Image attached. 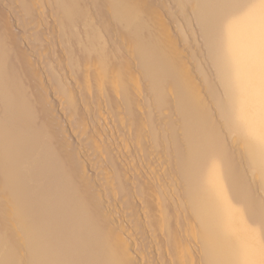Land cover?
<instances>
[{
    "label": "bare ground",
    "instance_id": "6f19581e",
    "mask_svg": "<svg viewBox=\"0 0 264 264\" xmlns=\"http://www.w3.org/2000/svg\"><path fill=\"white\" fill-rule=\"evenodd\" d=\"M19 1L24 8L36 5ZM52 1L56 26L51 33L65 54L57 61L58 69L70 76L69 82L54 75L47 84L36 79L32 88H24L25 80L15 69L20 62L17 40L9 25L0 22V264H264V18L253 14V6L236 7V0H203L206 34L228 38L243 22L258 23L242 37L247 40L236 39L219 53L212 54L217 47L208 44L207 59L215 64L218 79L210 84L205 72L198 71L206 84L203 97L188 51L178 48L167 31L151 30L147 35L156 36L143 39L138 23L132 42L103 45L104 36L83 23L93 12L88 14L81 0ZM133 1L103 4L105 18L119 23L116 32L148 13V6L134 8ZM255 6L264 11V0ZM221 13L228 15L219 19ZM69 88L79 96L73 98L72 92L69 98ZM45 89L53 90L56 100L62 98L63 107L71 110L68 118L76 122L92 127L95 119H86V114L103 107L117 122L113 137L78 126L73 129L80 135L77 142L94 147L106 139L112 146L122 138L129 141L124 148L136 152L125 170L116 168L118 161L114 166L106 153L109 159L93 167L98 179L100 174L109 178L112 193L107 202L116 190L125 192L119 198L129 211L119 218L117 229L103 205L91 197L83 199L92 183L77 177L67 166L69 159L67 165L62 161L73 159L66 151L71 143L64 149L56 139L60 126H45L37 121L43 120L44 111L35 114L30 108L33 102H48L38 97ZM164 111L176 115L177 123L162 116ZM134 116L135 122L127 121ZM142 174L145 181L133 183L134 191L128 194V182L120 181ZM118 180L121 188L114 187ZM140 212L147 221L136 222ZM136 225L141 227L137 233L113 235ZM157 245L166 251L154 255Z\"/></svg>",
    "mask_w": 264,
    "mask_h": 264
},
{
    "label": "rangeland",
    "instance_id": "374dc122",
    "mask_svg": "<svg viewBox=\"0 0 264 264\" xmlns=\"http://www.w3.org/2000/svg\"><path fill=\"white\" fill-rule=\"evenodd\" d=\"M31 1H32V3H35L37 6L35 5V7L24 8L21 5L19 0H0V22L3 24L7 23L9 25V29L12 30L11 33L13 34V36L17 40V46H18L17 48L20 49L19 50L20 55H21V56L19 55L20 62L17 63V65L15 66V69H16L18 76H20L22 79L24 78V80H25V82L23 81V83H25L26 85L23 84L25 86V87L24 86L23 87L24 88H32L33 87L32 82H33V80L36 81V79L40 80L41 83L47 84L46 79H48V78L51 79V77H54V75L57 76L59 79H62L63 81L69 82L70 79L68 80V78H70V76L66 72H60L58 69L59 66L57 64L58 63L57 61H59L60 59L62 61L64 59L65 54L63 55V53L59 50L60 45L63 47V44H61V43L58 44L59 42L56 39H54L53 35H52V33H53L52 31L54 30L53 27L56 26V21H55L56 16L54 15L55 14L54 1L50 0L49 2H47L48 0H45L44 4H43V0H38V2H37V0H30V2ZM81 1H82L81 7L83 9H85L88 14H90V12H93L90 19L87 20L86 22H83V23L87 24V22H89L91 25L94 26V30L96 29L95 32L101 33V35L104 36L103 39L100 40L101 44H103V45L107 44L108 42H111L112 44H118L119 42L123 41L124 39L132 42L133 39L135 38L133 33H132L133 25L135 26V24H138V23L142 27L141 33H142L143 39H148L147 37L151 38V36L152 37L156 36V34L148 36L149 35L148 31L152 30L151 31L152 33L154 31L155 32L167 31L168 34L176 40L178 48H180V49L186 48V50L188 51V53H189L188 57L191 58L190 61L192 63V66L195 68L192 71L194 73L193 74L194 81L200 87V91H201V94L203 97H206V84L204 82H202L201 79L199 78L198 71L200 70L201 72L202 71L205 72V74L207 76L206 79L208 80V82L210 84H212V83L216 84V81L218 79V76L216 75L217 73H216L215 64L212 61H210L209 59H207L209 54H210L208 52L209 50L207 48L208 44L217 47L216 48L217 51L213 52L212 54L219 53L220 50H226L227 48H229L235 41H237L236 39L247 40V39H244L242 37L245 36V33L247 31H250L253 28L255 30L256 26L258 25V23H255V21H253V22H247L246 21V23L243 22V24L241 26H238L237 30H235L233 33L229 34L228 38H216V36H214V35L206 34V28L203 26V20H202V16H203L202 8H203V4H204L203 0H134L133 1L134 5L131 4L132 7L134 6V8H138V7L148 6L149 11H148V13H140L139 19L137 21H133L129 28H127L126 30H122V32L120 31L118 33V31L117 32L115 31V28L119 27V23L115 19H106L105 18V13L103 11V4L105 3L106 0H81ZM232 1H235V0H232ZM256 1L257 0H239L240 3L237 4V0H236V7L241 6L242 3L247 4L249 7L253 6V8H254L253 14H256L260 18H262V17L264 18L263 9H260V8L256 9V6H255ZM135 5H136V7H135ZM140 5H142V6H140ZM150 7H151V9H150ZM148 14H149V16H148ZM227 15H228L227 13L226 14L221 13L218 15V17H219V19H224L227 17ZM26 18H30L29 21H26L25 20ZM40 22H42V23H40ZM43 23H45V27H44ZM20 24H25V27L19 28ZM41 24H43V25H41ZM201 26H203V27H201ZM48 27L50 28L49 30L47 29ZM51 29H52V31H51ZM35 31H36V33H34ZM37 32H38V34H40L39 36H37ZM49 33H50V35H49ZM128 34H129V36H128ZM157 34H159V33H157ZM21 40H24V41H21ZM25 40H27V41H25ZM34 40H35V42H34ZM131 59H133V58H129L128 61H130ZM127 63H129V62H127ZM59 65H62V64L59 63ZM198 65H201L202 67L198 66ZM197 66H198V69H197ZM199 67H200V69H199ZM33 73H35L36 78L34 77V79L31 80L30 78H33V76H34ZM35 81H34V83H35ZM28 85L30 87H28ZM57 87L60 88V86H57ZM57 87L54 88V91L57 89ZM68 90H69V94H70V95L68 94L69 98H71L72 92L74 93V94H72V97L74 95L76 97L79 96L77 90H75V89L72 90V88H69ZM54 91L51 89H45L41 92L40 96H38L40 100L42 98H43V100H45V99L48 100V102L45 105L44 104L43 105H40V104L37 105L36 102L35 103L33 102V104H31L33 106L32 107H31V105H29V106H30V108H32V110H34L33 113H35V114L39 113V110L44 111V114L42 116L43 120H40V118L38 117L39 120H37V121H43L44 122L43 124L45 126H54V125L60 126L61 129H58L55 132L56 139H57V141H59V143H62L64 145L63 146L64 149L68 148V147L65 148V144H67V142L71 143L72 146L69 145L70 146L69 149L70 148L71 149L69 151L67 149L66 151L68 153L71 152L69 154H71V158L73 159L70 161V157H67L66 159H64L62 161L65 162L66 165L70 163L67 166H71V170L74 173H76V175L78 174L77 177H80V178L84 177L83 179H88L89 181L91 180L90 184L92 183V185H90V189H89L90 191H88L90 193H88V192L85 193L87 198H84L85 195H83L82 197L84 200L85 199L89 200L90 198H88V197H91L90 200L97 201L99 203V205H101V206L103 205L102 206L104 209L103 213H104V215L106 214L105 216H111L110 222H113V227H114L113 230H115L116 226L118 225L117 223H119V224L121 223L122 216L126 215L127 212L129 211V209L126 210L125 202L122 200V197L120 196L121 198H119V194H124L125 192L122 193V191H121V193H119V192L116 193V191H117L116 190L115 193H113L114 195L111 196L114 198L107 202V199H108L107 197H109L107 195H109V192L112 193L111 192L112 189L109 186L110 181L108 182L109 178H105V177H103L102 174H100L99 177L100 178L103 177L104 179H102V178L98 179L96 177V170L93 171V169L97 165H102L103 160H105L106 158L109 159L108 157L111 156L110 160H112L111 162H114V166L117 164L116 161H118V165H116L115 167L116 168L121 167L120 169L125 170L126 167H129V164L127 165V163H131L129 161L132 159L131 156H134L133 157V159H134L137 154L134 150L130 151V149H131L130 147L124 148V146L127 147V144H129L128 143L129 141H127L126 139L121 140L122 138L119 140L121 143L115 141L114 144H112V146L108 145L106 139H102L100 142H97L98 146L94 145V147L92 144H90L91 146L88 147L89 144H81V143L77 142L76 138H79L80 135L77 133V131L73 130L76 127H78V126L85 127V131L90 130V132L89 131L88 132L91 134L96 133L95 135H97V133H98V135L101 134L100 136L106 137L108 135V136L113 137L117 122L112 120V117L110 118V116L107 113L108 111L106 110L105 107H103L104 110L102 109L101 111L96 112V114H91V115L86 114L87 115V116H85L86 119H87V117L89 119H92V118L95 119V120H93L95 122H93L92 127H91V124L83 123L82 122L83 120H78L76 122V120L74 121L71 117L68 118L69 116H67L68 115L67 113H68V111H71V110H68L67 107L66 108L63 107V105L61 104L62 98L56 100V98L53 96ZM222 92H223V90H222ZM142 94H144L145 98L149 97V94H148V91L146 88L142 89ZM75 96L73 98H76ZM137 103H138L137 105H141V102H137ZM36 105H37V107L38 106L39 107L36 108ZM43 106L44 107L47 106V107L44 108ZM63 109H65V110H63ZM32 110H31V112H32ZM141 113H143V111L142 112L140 111V113H138L137 116L138 115L140 116ZM162 113H163L162 116H164V115L170 116L171 117V118L169 117L170 120H175V123H177L178 117L176 115L170 114L172 112L168 113V111H164ZM137 116H136V118H137ZM136 118L134 116L133 118H130L131 120L128 119L127 121H130V123H132V120H133V122H135ZM215 120H216V118H215ZM69 124L71 126H68ZM79 124H81V125H79ZM61 126H63V127H61ZM62 129L65 131H61ZM74 131H75V133H74ZM95 131H97V132H95ZM66 132H67V134H66ZM88 132H85L84 134L87 135ZM45 133H46V135H45ZM47 133H48L47 130H46V132L41 131L42 138L46 137L48 135ZM67 135H69V136L67 137ZM63 136H65L67 139H63V138H65ZM234 137H236V136H234ZM103 140L105 143L103 142ZM99 144H100V146H99ZM103 145H104V147H103ZM84 146H85V149H83ZM91 147H93V148H91ZM127 149H129V150H127ZM120 150H124L123 151L124 153ZM125 150H126V153H125ZM72 153H74V154H72ZM76 153L78 154V156ZM103 153L109 154V156L107 155L108 156L107 157ZM119 154H121V155L119 156ZM96 155H99V156L102 155L105 157L104 158H102V156L97 157ZM68 156H70V155H68ZM114 158H115V160H114ZM117 158H119L120 161ZM68 159H69V163L67 161ZM125 160H127V161L125 162ZM121 161L125 162L126 165L123 164L124 166H122ZM92 163H93V165L91 166ZM73 164H76V165H73ZM144 164L145 163H143L142 165H144ZM94 174H95V176H94ZM94 177H96L97 179ZM92 179L94 181L96 179L97 182L95 181L96 182L95 183ZM105 179H107V180H105ZM100 180H101V182H100ZM102 180L103 181L105 180V182H103ZM128 180L125 179V181H120V182H122V185H124V183L126 181L128 182V183H126V184H128V186H130L128 194H130V193L132 194L134 191V187H132L133 183L137 184L138 180L140 181V182L138 181V184L145 181L143 174L140 175L139 178H137L136 180H130V179H128ZM98 182H99V184H98ZM116 182L114 184V187H116V188L120 187L121 188L122 186H121V183L119 184V180ZM117 184H118V186H117ZM35 185H38V184H35ZM94 185H96V186L94 187ZM101 187L106 189L107 192H105L104 190L102 191L103 188H101ZM109 187L111 190L109 189ZM98 191H100V192H98ZM118 191H119V189H118ZM87 194H89V195L87 196ZM97 197H98V200H97ZM99 200H100V202H99ZM120 202H121V204H120ZM118 205H119V208L121 206L122 207L119 209ZM114 209H115V211H114ZM124 211H126V212H124ZM112 214H114V215H112ZM144 216H145V214L140 212L136 222L147 221L148 219ZM119 218H121L120 219L121 221H119ZM122 225H126V223L122 222ZM136 226H135L136 229L133 228V230L126 231V232H122L121 230H119L120 232H118V234L115 231H113V235H120L121 237L125 238V236H127L126 234L129 235L130 233H137L140 231L141 227L140 226L136 227ZM150 247H152V245H150ZM158 247L159 248H156V246L154 247V249H153L154 252L152 251V253L154 255H156V254L159 255V253L163 254L166 251V248L163 249V248H161V246H158ZM192 247H194V246H192ZM1 256H2V254L0 255V258H1ZM134 257L139 259V257L137 255L136 256L134 255Z\"/></svg>",
    "mask_w": 264,
    "mask_h": 264
}]
</instances>
